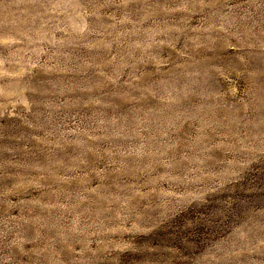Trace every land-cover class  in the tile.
I'll use <instances>...</instances> for the list:
<instances>
[{
    "label": "rangeland",
    "instance_id": "1",
    "mask_svg": "<svg viewBox=\"0 0 264 264\" xmlns=\"http://www.w3.org/2000/svg\"><path fill=\"white\" fill-rule=\"evenodd\" d=\"M0 264H264V0H0Z\"/></svg>",
    "mask_w": 264,
    "mask_h": 264
}]
</instances>
